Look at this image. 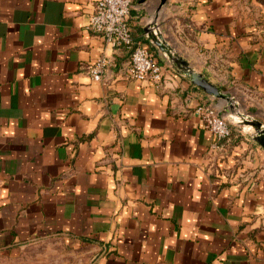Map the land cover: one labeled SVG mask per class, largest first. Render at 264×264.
Returning a JSON list of instances; mask_svg holds the SVG:
<instances>
[{"label": "crops", "instance_id": "1", "mask_svg": "<svg viewBox=\"0 0 264 264\" xmlns=\"http://www.w3.org/2000/svg\"><path fill=\"white\" fill-rule=\"evenodd\" d=\"M94 1L0 0V256L58 237L87 264H264V148L229 121L212 149L193 113L211 97L143 30L159 0H132L129 18L159 86L87 29ZM157 26L264 125V0H167Z\"/></svg>", "mask_w": 264, "mask_h": 264}, {"label": "built area", "instance_id": "2", "mask_svg": "<svg viewBox=\"0 0 264 264\" xmlns=\"http://www.w3.org/2000/svg\"><path fill=\"white\" fill-rule=\"evenodd\" d=\"M131 4L132 0H95L93 12L87 21V29L99 33L107 46L125 47L130 50L129 65L126 69L129 79L148 81L159 86L163 77L162 66L151 50L136 43L132 37L129 26ZM107 62L105 56H100L89 67L88 73L94 81L102 80ZM193 113L213 135L212 149L224 151L232 136L228 118L210 102L197 104Z\"/></svg>", "mask_w": 264, "mask_h": 264}, {"label": "water", "instance_id": "3", "mask_svg": "<svg viewBox=\"0 0 264 264\" xmlns=\"http://www.w3.org/2000/svg\"><path fill=\"white\" fill-rule=\"evenodd\" d=\"M167 0H159L155 14L143 30L148 41L168 60L172 68L184 76L193 86L211 97L212 103L221 106V112L229 114L228 120L242 127L246 134L264 148V125L261 121L238 110L235 98L226 90L208 80L202 73L194 70L189 63L164 40L157 26V17ZM224 102V103H222Z\"/></svg>", "mask_w": 264, "mask_h": 264}, {"label": "rangeland", "instance_id": "4", "mask_svg": "<svg viewBox=\"0 0 264 264\" xmlns=\"http://www.w3.org/2000/svg\"><path fill=\"white\" fill-rule=\"evenodd\" d=\"M224 114L228 118L227 113ZM88 261L89 256L81 246L58 237H50L16 253L0 256V264H87Z\"/></svg>", "mask_w": 264, "mask_h": 264}]
</instances>
